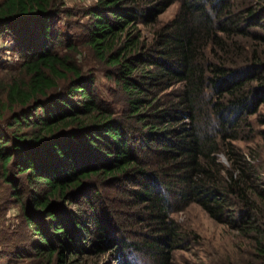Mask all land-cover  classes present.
<instances>
[{
  "label": "trees",
  "instance_id": "16d2710c",
  "mask_svg": "<svg viewBox=\"0 0 264 264\" xmlns=\"http://www.w3.org/2000/svg\"><path fill=\"white\" fill-rule=\"evenodd\" d=\"M175 1L96 0L69 34L63 0H0V37L14 40L20 59L0 80V181L30 237L25 250L5 255L9 264H62L111 248L166 264L164 244L177 235L167 195L253 233L256 264H264V183L235 143L264 103V0H180L140 47L136 25ZM81 45L109 66L119 100L101 96L80 66ZM109 183L147 209L159 236L142 246L113 238Z\"/></svg>",
  "mask_w": 264,
  "mask_h": 264
},
{
  "label": "rangeland",
  "instance_id": "374dc122",
  "mask_svg": "<svg viewBox=\"0 0 264 264\" xmlns=\"http://www.w3.org/2000/svg\"><path fill=\"white\" fill-rule=\"evenodd\" d=\"M63 3L70 15L62 16L60 24L62 25L68 20L71 23L70 28H66L64 31L69 34L78 33L76 25L87 20V17L83 16V11L94 6L96 0H63ZM179 6L180 0H176L159 13L154 20L147 24L138 23L136 25L133 34H138L140 47L148 46L153 42L156 31L177 15ZM259 32L264 34V31L259 30ZM13 41L10 36L0 37V80L8 77L6 73L9 69L19 65V57L10 50ZM75 58L85 72L94 73L95 85L101 96L114 102L121 98L119 86L106 75L109 66L100 63L88 46H79ZM3 67L5 69H1ZM7 67L8 69H6ZM180 87L181 84H177L165 92H173ZM157 99L155 101L159 102L160 108L165 106L167 98L163 94H159ZM122 106V102L114 104L117 110ZM147 110L149 112L156 111L152 107H148ZM247 118L248 125L241 124L239 127L241 139L235 143L250 160L255 175L259 176L264 183V103L259 105L255 113ZM137 126L140 125H133L131 129H136ZM218 159L226 168L230 167V163L222 152L218 154ZM123 187L129 188L128 184H124ZM104 191L108 192L109 196L106 209L109 208L111 212L113 209L116 210L115 215L113 214L109 221L110 224L112 223L109 226L114 229L113 238L115 240L122 237L142 246L146 239L147 242H150L159 236V234L157 235L158 231L153 228L156 224L148 217L147 209L142 205L135 206L132 199L129 198L128 192L118 193L114 190L112 183H109ZM166 199L169 203L168 221H174L177 227V235L173 236L172 241H166L167 244H164L166 247L164 250L168 255L166 264H256V245L250 237L253 233L245 234L234 227L215 221L196 202L185 203L174 200L168 195ZM27 233L24 232L18 206L9 203L6 186L0 181V264H9V261H5V255H10L17 249L21 251L24 248L25 250V247L30 243ZM169 243L172 244V247L169 246ZM87 247L90 249V246ZM124 258L136 264H155L151 255L130 252L123 257L121 250H115V248H111L108 253L103 255L89 250L84 254L64 257L62 264H69V262L72 264H125ZM18 262L22 264L29 262V259L21 258ZM56 262L54 264H57Z\"/></svg>",
  "mask_w": 264,
  "mask_h": 264
}]
</instances>
